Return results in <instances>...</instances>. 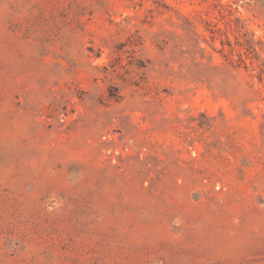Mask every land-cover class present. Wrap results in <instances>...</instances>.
I'll return each mask as SVG.
<instances>
[{"label":"rangeland","instance_id":"374dc122","mask_svg":"<svg viewBox=\"0 0 264 264\" xmlns=\"http://www.w3.org/2000/svg\"><path fill=\"white\" fill-rule=\"evenodd\" d=\"M0 264H264V0H0Z\"/></svg>","mask_w":264,"mask_h":264}]
</instances>
